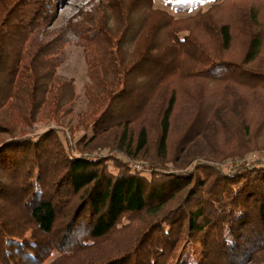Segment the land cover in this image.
I'll return each mask as SVG.
<instances>
[{
	"label": "trees",
	"instance_id": "16d2710c",
	"mask_svg": "<svg viewBox=\"0 0 264 264\" xmlns=\"http://www.w3.org/2000/svg\"><path fill=\"white\" fill-rule=\"evenodd\" d=\"M50 7L0 0V134L13 136L0 141V264H264V0H213L179 18L153 9L130 54L102 24L90 36L78 28L94 116L74 144L59 126L15 135L42 108L59 125L73 93L51 71L60 44L32 36ZM181 103L184 152L202 141L217 164L181 171L189 155L168 156ZM152 141L145 172L135 162ZM98 148L107 155L87 154ZM139 217L128 239L120 234Z\"/></svg>",
	"mask_w": 264,
	"mask_h": 264
},
{
	"label": "rangeland",
	"instance_id": "374dc122",
	"mask_svg": "<svg viewBox=\"0 0 264 264\" xmlns=\"http://www.w3.org/2000/svg\"><path fill=\"white\" fill-rule=\"evenodd\" d=\"M123 1L126 4H121L117 0L116 7H114L110 5L111 0H48L51 6L47 12L49 18L41 23L42 26L33 32L32 36L43 43H49L50 45L60 44L57 47V52L50 55L57 63L52 67L51 71L54 73L55 79L59 82H71L73 93L66 98L63 104L61 110L63 115L59 125L42 108L34 123L30 125L19 124V129L15 135L26 136L31 134L37 136L51 128V126H59L63 131V138L67 139L69 144H74L83 134L87 133L89 135L91 133L90 124L94 115H92L90 110V101L86 94V85L90 82L91 77L89 75L87 51L85 50L86 42L84 41V36H80L78 33V28H82V31L85 34L88 33L87 36H90L91 34H97V26L102 24L108 30H105V33L110 34L111 32L113 34L114 32L115 36H121L120 38L123 42L124 40L125 42L129 40L126 42L124 48L130 54L135 46L134 39L138 35L136 30L140 32L144 29L146 19L149 16L148 14L153 9L167 10L179 18L196 13L200 7L205 10L213 3V0H199L200 7L198 6L190 13L181 14L171 8V3L179 0H134L137 4L136 7H133L134 5H127L131 0ZM126 7L128 8L126 9ZM128 9L133 10L131 13L132 19H130V24H127V21H125L123 25L126 24L130 28H134V30L130 31L129 36L126 30V32H123L124 27L120 25L118 20V16L120 14L126 15V12L128 13L129 11ZM126 33L127 35H125ZM114 42H116L115 38ZM234 48L237 51L241 50L240 45H235ZM186 108L187 105L185 106L184 103L177 106L173 120L168 156H171L173 152L178 155V158L189 155L188 158L186 157L187 160L185 162H181L179 167L181 171L195 170L196 166L200 163L217 164L215 157L208 149V145L202 141L190 144L188 149L190 152H184L186 140L182 136L186 128ZM11 137L13 136L10 133L0 134V141L10 139ZM154 144L155 142L152 141L147 152L135 162V166L142 171L149 172V168L144 163L153 160L157 155L156 145ZM114 153L116 154L114 150L110 152V154ZM262 153V158L264 159V151ZM87 154L94 157L107 155L102 148H98L94 152H87ZM255 158L256 155L250 157V159ZM234 163V161H229L228 167L233 166ZM144 221L143 217L136 218L132 221L124 220L121 224L120 234L128 239L136 228L144 224ZM122 240L123 238L120 237L116 242L119 244ZM113 243L111 242L110 245L112 246ZM110 245L108 246L111 247Z\"/></svg>",
	"mask_w": 264,
	"mask_h": 264
}]
</instances>
